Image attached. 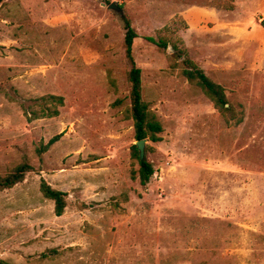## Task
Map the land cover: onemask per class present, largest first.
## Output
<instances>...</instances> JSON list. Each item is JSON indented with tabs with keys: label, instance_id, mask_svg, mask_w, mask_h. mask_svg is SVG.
<instances>
[{
	"label": "rangeland",
	"instance_id": "1",
	"mask_svg": "<svg viewBox=\"0 0 264 264\" xmlns=\"http://www.w3.org/2000/svg\"><path fill=\"white\" fill-rule=\"evenodd\" d=\"M5 0L0 5V192L6 264H264V0ZM116 3L121 11L111 10ZM205 3V4H204ZM128 18L142 96L162 123L155 175L136 144L125 53ZM176 31L177 52L148 40ZM168 53V55H167ZM180 54V55H179ZM189 59L226 89L239 125L173 70ZM184 64V65H183ZM64 99L47 104L42 97ZM57 108L59 116H43ZM36 115L41 118H36ZM61 135L48 151L39 149ZM45 180L67 208L41 193Z\"/></svg>",
	"mask_w": 264,
	"mask_h": 264
},
{
	"label": "trees",
	"instance_id": "2",
	"mask_svg": "<svg viewBox=\"0 0 264 264\" xmlns=\"http://www.w3.org/2000/svg\"><path fill=\"white\" fill-rule=\"evenodd\" d=\"M5 0H0V5H2ZM234 0L230 1L229 5L217 4H206V6L224 8L228 11H233L235 9ZM205 4V3H204ZM125 25V53L127 59L130 61L131 69L128 72L127 80L130 87V97H131V109L130 114L134 122L135 137L137 141L147 139L153 143H158L163 140L161 136L164 132L162 123L158 120L156 115L150 110L149 105L143 100L142 96V70L136 64L133 56V45L134 41L138 38V34L132 26L131 21L123 17ZM148 40L167 52V50L172 48L173 50L180 52L179 44H182V39L176 33V31H171L169 29H164L160 31L158 37H149ZM168 55V53H167ZM180 55V54H179ZM176 59H181L180 56L176 55ZM171 60V67L173 70H178L179 74L184 76L189 83L194 84L201 88L206 97L213 103V106L218 112L225 118L226 122L230 123L233 121L234 125H239L243 121V117L234 116V107L231 105L227 98L226 89L215 82H213L197 65L192 61L187 59L185 65L181 66L175 57L169 55ZM47 104H54L58 102L63 105L64 99L55 95H48L41 98ZM44 117H57L59 116V110L57 108L49 107L48 109H43ZM36 118H41L36 115ZM61 135L53 137L49 143L39 149V154L46 152L49 148L55 144ZM132 156L139 163V171L132 172V178L138 179L142 187L146 188L151 179L155 175L156 171L151 162L148 160L141 161L139 151L136 145L132 147ZM32 170L28 161H24L18 165L13 171L7 175L0 174V192L11 189L19 183L25 180L28 172ZM41 193L43 196L54 202L55 204V214L56 216H62L67 208V194L52 188L45 180L42 181L40 186ZM0 264H6L5 261L0 259Z\"/></svg>",
	"mask_w": 264,
	"mask_h": 264
},
{
	"label": "water",
	"instance_id": "3",
	"mask_svg": "<svg viewBox=\"0 0 264 264\" xmlns=\"http://www.w3.org/2000/svg\"><path fill=\"white\" fill-rule=\"evenodd\" d=\"M109 8L111 10L121 11V9L116 5V3H111L109 5ZM147 141H148L147 139H143V140L137 141L135 144L138 148L141 161L146 160V143H147Z\"/></svg>",
	"mask_w": 264,
	"mask_h": 264
},
{
	"label": "crops",
	"instance_id": "4",
	"mask_svg": "<svg viewBox=\"0 0 264 264\" xmlns=\"http://www.w3.org/2000/svg\"><path fill=\"white\" fill-rule=\"evenodd\" d=\"M236 4H238V5H236V9H238L239 7V0H236ZM236 9H235V11H236Z\"/></svg>",
	"mask_w": 264,
	"mask_h": 264
}]
</instances>
